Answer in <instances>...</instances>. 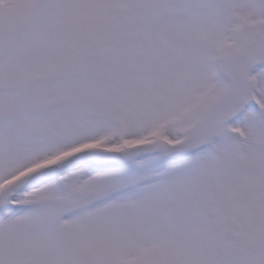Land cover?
<instances>
[{
	"label": "snow or ice",
	"instance_id": "6c2138e0",
	"mask_svg": "<svg viewBox=\"0 0 264 264\" xmlns=\"http://www.w3.org/2000/svg\"><path fill=\"white\" fill-rule=\"evenodd\" d=\"M0 264H264V0H0Z\"/></svg>",
	"mask_w": 264,
	"mask_h": 264
}]
</instances>
